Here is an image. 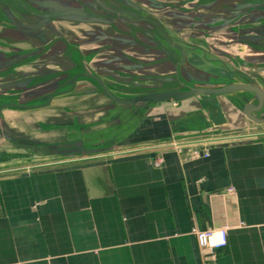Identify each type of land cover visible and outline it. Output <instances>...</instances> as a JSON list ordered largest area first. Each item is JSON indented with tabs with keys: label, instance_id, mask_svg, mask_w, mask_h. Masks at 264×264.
Segmentation results:
<instances>
[{
	"label": "crops",
	"instance_id": "1",
	"mask_svg": "<svg viewBox=\"0 0 264 264\" xmlns=\"http://www.w3.org/2000/svg\"><path fill=\"white\" fill-rule=\"evenodd\" d=\"M43 1L48 0L30 2L35 8ZM60 1L65 4L53 8L81 6L78 0H70V4L57 0ZM23 8L26 10L27 5ZM51 9L46 6L40 14L29 12L28 17L37 21L34 23L39 24L41 34L44 31L40 26L46 20L39 16ZM84 22L67 18L51 24L76 30ZM104 29L107 33L98 31L99 38L111 39L107 43L115 42L120 35ZM2 31L1 36L9 30ZM23 36L24 40L6 35L1 38L11 44L35 45L31 37ZM46 38L47 43L53 41ZM66 42L61 40L60 44H72ZM130 47V51H119L124 58L115 56L110 65H105L115 64L124 73L136 74L141 61L136 60L133 44ZM5 53L9 55L1 56L7 63L18 62L22 57L33 59L35 54L20 56L21 52L14 54L10 49ZM3 59L0 63H4ZM127 61L129 68H124ZM98 62L104 61L100 58ZM73 64L75 69L77 64ZM27 66L21 71L32 69ZM0 67V71H5L7 65ZM85 71L99 76L112 88L101 74L86 68L70 72V79ZM83 81L94 83L98 90L93 95H100L84 97L85 108L108 105L109 100L94 80H78L75 91ZM172 82L171 78L167 80L169 87L161 90L185 87L173 86ZM57 98L52 103L72 99ZM255 98L242 93L218 98L225 123L212 125L211 129L203 125L204 100L200 97L175 101L173 107L166 105L171 101L133 105L146 111L135 132L106 148L105 153L90 157L50 159L55 155L42 146L24 159L22 153L5 150L0 144V264H203L192 231L212 227H228L229 236L227 248L211 264H264V124L249 120L242 109ZM233 99L241 108L235 106ZM8 103L11 101L0 102ZM32 112L3 110L0 131L17 130L30 139L52 145L61 141L51 132L45 133L43 139L38 132L24 129L27 124L22 123L23 117L34 115ZM81 116H88L89 120L102 115ZM48 119L54 121L53 117ZM183 128L190 130L181 131ZM194 150L208 151L210 156L192 158ZM231 187L236 194L223 195Z\"/></svg>",
	"mask_w": 264,
	"mask_h": 264
},
{
	"label": "rangeland",
	"instance_id": "2",
	"mask_svg": "<svg viewBox=\"0 0 264 264\" xmlns=\"http://www.w3.org/2000/svg\"><path fill=\"white\" fill-rule=\"evenodd\" d=\"M30 1L0 0V30H9L7 33L2 31V36L24 40L25 34L35 44L7 43L0 34V59H3L1 54L9 55L5 53L8 49L14 54L21 52L20 56L35 52L33 59L22 57L18 58V62L8 63L3 59L4 63H0L7 65L5 71H0V102L19 97L26 99L31 93L42 94L43 97L54 87L66 84L71 74L85 68L97 71L108 80L115 96L127 99L157 88H167L170 78L174 81L173 86L223 85L233 81L252 82L264 89V0H78L86 5V10L93 16L92 20L84 22L82 26L77 25L76 30H66L60 28L61 25L54 27L51 20H47L40 26L44 31L42 34L39 24L34 23L37 21L28 17L29 12L40 14L48 4L57 6L65 2L43 1L35 4L37 10ZM87 4L92 7H87ZM26 5L25 10L23 6ZM104 28L114 33L120 32L116 38L118 43H107L111 39L99 38L100 33H107ZM51 31L63 34L59 36ZM40 36L43 39L40 40ZM47 36L53 41L47 43ZM59 39L65 42L69 40L72 44L67 47L60 44ZM130 44L137 52L136 60L141 61L136 74L124 73V69L115 64L105 65L107 62L110 65L115 56L124 58L119 51H130ZM33 46L36 48L33 49ZM60 52L63 55L58 57ZM80 52L89 53L90 56L84 57ZM100 58L104 62L99 63ZM72 61L77 64L75 69ZM128 62L124 68H129ZM27 65L32 69L21 71ZM158 71L165 74L158 75ZM53 79V82L49 81ZM76 89L75 93L87 94H73L68 96L72 98L68 101H55L42 109L32 110L34 115L23 117L22 123L27 124L23 128L38 132L43 139L45 133H53V137H60V147L79 148L85 152L99 151L132 135L140 117L146 113L142 108H126L114 104L110 99L108 104L112 102L114 107L94 104L85 108L84 97L100 96L93 95L98 87L92 82L83 81ZM233 103L238 106L234 99ZM166 105L173 107V102ZM100 109L102 111L97 113ZM85 113L102 116H92L88 120V116H81ZM252 116L264 118V106L252 112ZM49 117H53L54 121ZM12 140L8 137L4 140L0 131L3 148L22 153L24 159L28 155L31 157L34 148L45 147L49 150L56 147L35 142L23 143L29 139Z\"/></svg>",
	"mask_w": 264,
	"mask_h": 264
},
{
	"label": "water",
	"instance_id": "3",
	"mask_svg": "<svg viewBox=\"0 0 264 264\" xmlns=\"http://www.w3.org/2000/svg\"><path fill=\"white\" fill-rule=\"evenodd\" d=\"M81 6L79 7H71L70 9H57L53 8L54 6H49L52 8L50 11H44L45 13L42 14L41 18L52 21L57 20H64L67 18H77L78 20L83 21H90L93 17L91 13L86 10L85 4L80 2ZM48 22V21H47ZM90 24V23H88ZM48 74H52L51 72H48ZM82 79H90L97 82L100 86V91H102V94H104L107 99H110L114 104H120L122 106H133L136 104H151V103H162L166 101L171 102H177V101H184L190 98L194 97H200L203 98V107H202V117H203V125L207 129H211L212 125L219 126L225 123V117L223 115V111L221 108V105L218 101V98L222 96H228L232 94L242 93V94H253L254 102H248L244 106L242 105V109L244 114L251 120L252 122H255L257 124H264V118H258L252 116V112H256L261 110V108L264 106V93L263 89L252 82H229L223 85H213V84H201V85H195V86H185L184 89H169V90H161V88H157L156 90L148 91L145 93H141L139 95H134L130 97L129 99H121V97L115 96L113 94V91L108 86L107 83H105L103 80L99 78V76H96L94 74H91L87 71L77 73L75 74L71 79L69 78V81H67L66 84H61L58 87H54L52 90H49L45 93V96L41 97V95H35V94H29L27 95L26 99L19 97L12 98L11 103L8 104H0V113H2L5 109H20L21 111H27V110H36V109H42L43 107L50 105L54 98L57 96L59 97H65L70 95H86L87 93L83 92H76L74 91L78 80ZM23 86L27 87V84H24ZM164 89V88H163ZM90 93V92H89ZM41 97V98H39ZM2 98V95H0V99ZM110 102L112 107H114V104ZM239 104V102H237ZM241 105V104H240ZM241 108V106H237ZM181 124V123H180ZM183 124V122H182ZM178 129H175L174 131H177ZM189 128H183L181 131L188 132ZM17 131V130H16ZM14 130H8L7 133L2 132V137L4 140H6V137L9 139H18L20 140H27L23 143H39L44 144L45 146H49L51 149H46L47 151H51L53 155L50 156V159H70V158H82V157H90L92 155H99L104 150L99 151H89L85 152L83 150H80L79 148H71V147H60L59 143L61 141H58L56 145L42 143V142H36L34 139H30L27 136H24L16 132ZM16 132V133H15ZM11 135V136H10ZM13 141V140H12ZM17 142V141H16ZM7 143V142H5ZM121 147V146H120ZM37 148H34V150ZM110 151V150H109ZM60 156V158L58 157ZM64 157V158H61Z\"/></svg>",
	"mask_w": 264,
	"mask_h": 264
},
{
	"label": "built area",
	"instance_id": "4",
	"mask_svg": "<svg viewBox=\"0 0 264 264\" xmlns=\"http://www.w3.org/2000/svg\"><path fill=\"white\" fill-rule=\"evenodd\" d=\"M210 154L208 151L194 150L191 154L192 158H207ZM234 188H228L223 195H235ZM196 238L198 247L203 255V264H211L215 262L221 251L228 246V227L207 228L201 230L194 228L192 231Z\"/></svg>",
	"mask_w": 264,
	"mask_h": 264
}]
</instances>
